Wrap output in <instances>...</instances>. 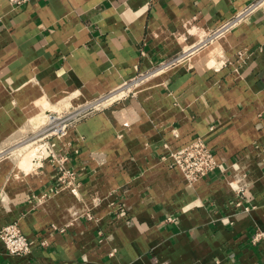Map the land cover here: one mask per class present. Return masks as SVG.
Masks as SVG:
<instances>
[{"label": "crops", "instance_id": "crops-1", "mask_svg": "<svg viewBox=\"0 0 264 264\" xmlns=\"http://www.w3.org/2000/svg\"><path fill=\"white\" fill-rule=\"evenodd\" d=\"M249 1L0 0V141L102 106L0 168V228L34 243L0 264H264V5L213 35ZM197 138L220 167L189 184L167 155Z\"/></svg>", "mask_w": 264, "mask_h": 264}, {"label": "built area", "instance_id": "built-area-1", "mask_svg": "<svg viewBox=\"0 0 264 264\" xmlns=\"http://www.w3.org/2000/svg\"><path fill=\"white\" fill-rule=\"evenodd\" d=\"M18 3L28 2L30 0H15ZM264 5V0H251L242 8L238 9L231 17L222 21L213 31L214 36H220L227 31L234 29L240 23H242L249 15L255 12L257 9ZM143 77V76H142ZM114 95L110 93L109 96ZM113 97V96H111ZM111 99V98H110ZM99 102L85 103L80 106L69 105L62 109H47L45 111V121L43 127L35 132L29 141H25V145L30 143L36 144V151L32 157V161L37 163L38 151L50 137L53 136H65L69 129L73 127L78 121L87 115L99 109ZM28 142V143H27ZM9 148L0 149V157L5 156L8 153ZM167 159L171 166L179 168L184 179L189 184H195L200 179L206 177L211 172L220 167V163L217 160L216 154L212 147L204 141L202 138H197L192 142L173 150ZM68 160L67 155L58 156L52 154L51 161L58 164L57 180L61 184L69 183L71 178H74L76 173L66 167ZM242 193V189L240 190ZM0 199H4V195H0ZM238 204H241L239 201ZM170 221L176 220L175 217L169 216ZM264 238V231H257L255 239ZM33 241L28 239L25 233L22 231L17 221L9 222L0 228V245L5 249L7 253L17 256L27 255L32 252Z\"/></svg>", "mask_w": 264, "mask_h": 264}, {"label": "rangeland", "instance_id": "rangeland-1", "mask_svg": "<svg viewBox=\"0 0 264 264\" xmlns=\"http://www.w3.org/2000/svg\"><path fill=\"white\" fill-rule=\"evenodd\" d=\"M127 91L122 92L120 94H117L115 97H112V101L115 99H120L123 97L124 94H126ZM110 100V101H111ZM73 103L76 106L82 105L81 103H74V99L72 98L70 101H61V103L56 104V105H51L42 110H40L38 117L36 118V121L33 122L32 124L28 123L23 126L22 131L20 132L21 134L15 135V136H7L5 137L2 141H0V149L3 148H10L11 150H8V153H6L5 156L0 157V168L2 165H5V163H12V165L19 166L20 168L24 169V171H31L34 167L32 157L35 154L36 151V144H28L25 145V141L31 137L37 130H39L41 127H43V123L45 121V111L47 109H62L63 107H68L69 105H72ZM58 106V107H57ZM98 108H101L102 106H97ZM95 111V110H94ZM97 112V111H96ZM29 141V140H28ZM28 143V142H27ZM16 163V164H14ZM11 165V167H13Z\"/></svg>", "mask_w": 264, "mask_h": 264}, {"label": "bare ground", "instance_id": "bare-ground-1", "mask_svg": "<svg viewBox=\"0 0 264 264\" xmlns=\"http://www.w3.org/2000/svg\"><path fill=\"white\" fill-rule=\"evenodd\" d=\"M58 107V106H57Z\"/></svg>", "mask_w": 264, "mask_h": 264}]
</instances>
